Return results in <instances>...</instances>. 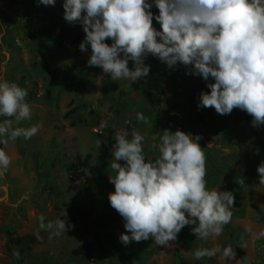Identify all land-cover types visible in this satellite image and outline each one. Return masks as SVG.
<instances>
[{
	"label": "rangeland",
	"instance_id": "obj_1",
	"mask_svg": "<svg viewBox=\"0 0 264 264\" xmlns=\"http://www.w3.org/2000/svg\"><path fill=\"white\" fill-rule=\"evenodd\" d=\"M63 2L46 7L37 0H0V81L27 89L31 119L18 126L40 125L31 139L17 138L5 148L10 164L0 179V264H225L194 258L197 249L218 245L234 248L228 264H264V184L256 171L264 161V125L253 127L252 117L239 109L230 115L198 110L199 93L209 89L179 63L168 69L149 54V75L135 83L112 81L100 67L87 66L90 46L79 50L85 34L63 19ZM151 11L158 14L155 6ZM153 27L160 30L155 20ZM138 112L152 127L137 120ZM107 129L126 131L129 139L138 131L147 159L159 157L151 145L164 129L202 136L206 189L235 197L223 233L200 240L191 232L196 225H188L171 247L151 238L123 245L119 237L129 233L108 199L114 192L109 178L116 175L113 149L96 144L98 138L107 142ZM65 213L73 230L49 238L51 231L39 228L40 215L47 223Z\"/></svg>",
	"mask_w": 264,
	"mask_h": 264
},
{
	"label": "clouds",
	"instance_id": "obj_2",
	"mask_svg": "<svg viewBox=\"0 0 264 264\" xmlns=\"http://www.w3.org/2000/svg\"><path fill=\"white\" fill-rule=\"evenodd\" d=\"M55 4L56 0H37V6ZM62 7L67 23L82 26L85 35L78 47L84 53L90 46L87 66L100 67L112 81L135 83L147 77L150 66L144 60L151 54L168 69L179 63L188 69L186 75L206 82L209 91L199 93L198 110L213 108L219 115H230L239 109L252 117L253 127L264 125V0H64ZM27 95V89L0 81V117H5L0 123V179L10 164L5 148L17 138L31 139L40 128L18 126L31 119ZM136 118L152 127L143 113ZM201 139L199 134L164 129L159 143L151 145L159 157L147 159L143 135L133 130L129 139L126 131L116 133L111 163L116 175L109 178L114 192L108 199L130 234L120 235L123 245L151 238L158 246L171 247L188 225H196L191 232L200 240L223 233L235 197L232 191L206 189ZM96 144L99 147L102 140ZM81 171L92 176L88 168ZM256 171L264 184V161ZM38 221L40 229L51 231L49 238L74 229L66 213L64 219L45 223L40 215ZM193 255L196 260L218 258L228 264L236 252L231 245H218L201 247ZM14 256L19 259L20 253Z\"/></svg>",
	"mask_w": 264,
	"mask_h": 264
},
{
	"label": "trees",
	"instance_id": "obj_3",
	"mask_svg": "<svg viewBox=\"0 0 264 264\" xmlns=\"http://www.w3.org/2000/svg\"><path fill=\"white\" fill-rule=\"evenodd\" d=\"M104 133H105V138H106L107 142L106 143H102L101 144V148H102L103 151L112 150L113 149V144L115 143V135H114L113 131L109 130V129H107ZM225 226L228 227V224L225 225Z\"/></svg>",
	"mask_w": 264,
	"mask_h": 264
},
{
	"label": "built area",
	"instance_id": "obj_4",
	"mask_svg": "<svg viewBox=\"0 0 264 264\" xmlns=\"http://www.w3.org/2000/svg\"><path fill=\"white\" fill-rule=\"evenodd\" d=\"M91 262H93V260H91Z\"/></svg>",
	"mask_w": 264,
	"mask_h": 264
}]
</instances>
